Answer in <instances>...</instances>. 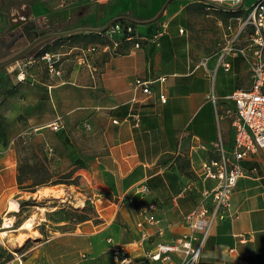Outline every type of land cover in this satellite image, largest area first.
Returning <instances> with one entry per match:
<instances>
[{"label": "crops", "instance_id": "crops-1", "mask_svg": "<svg viewBox=\"0 0 264 264\" xmlns=\"http://www.w3.org/2000/svg\"><path fill=\"white\" fill-rule=\"evenodd\" d=\"M118 9L114 0H0V29L4 31L8 21H34L38 31L50 32L103 27L119 16L135 19ZM165 22V33L153 42ZM176 23L171 27L170 21L135 24V31L146 37L139 48L122 40L114 49L111 39L120 35L110 37V29L66 36L74 41L72 49L81 45L87 50L94 40L101 45L94 57L93 69L98 73L81 86L101 89V102L110 104L109 152L92 167L118 204L102 213L101 222L87 221L52 236L44 244L40 264H119L112 255V244L123 247L121 258L138 264L156 244L171 242L188 231L184 218L199 204L202 165L215 157L213 144L219 137L227 148L231 146L235 105L230 95L250 87L251 71L250 63L240 55L190 49L179 32L183 28L174 29ZM225 62L230 65L228 70L222 66ZM159 76L166 77L165 104L156 98L130 103L135 78ZM56 86L47 85L50 89ZM134 113L140 114L138 123L130 116ZM240 165L245 175L231 197L234 217L213 226L199 264H264V148ZM0 168L2 173L5 168ZM150 204L155 208L149 209ZM2 205L0 197V209ZM145 216L154 217L157 223H148ZM173 259L176 262L177 256ZM143 264L163 263L145 260Z\"/></svg>", "mask_w": 264, "mask_h": 264}, {"label": "rangeland", "instance_id": "rangeland-1", "mask_svg": "<svg viewBox=\"0 0 264 264\" xmlns=\"http://www.w3.org/2000/svg\"><path fill=\"white\" fill-rule=\"evenodd\" d=\"M114 1L120 12L147 20L155 17L167 0ZM253 1L244 0L240 11L232 15L237 7L207 10L202 0H171L157 23L170 21L171 27L176 21L174 29H184L181 35L190 49L220 54L234 42L240 19ZM68 39L45 42L26 58L0 69V165L5 168L0 171V222L8 208L13 210L8 215L14 217L12 228L2 231L8 235L1 237L0 264H40L44 244L52 236L87 221L101 222L102 213L118 204L92 167L109 152L111 136L106 127L110 104L101 102V89L81 86L98 73L93 69L97 63L94 57L101 45L94 40L89 55L81 45L72 49L74 41ZM238 44L246 43L241 37ZM44 47L58 56L60 76L48 74L44 53L39 55ZM20 74L25 77L22 82L17 78ZM50 84L57 86L50 89ZM9 86L13 89L2 95ZM54 122L60 125L59 131L52 130ZM19 168L22 184L17 183ZM31 180L45 182L27 188ZM81 217L86 220L80 221ZM28 219L32 226L20 230Z\"/></svg>", "mask_w": 264, "mask_h": 264}, {"label": "built area", "instance_id": "built-area-1", "mask_svg": "<svg viewBox=\"0 0 264 264\" xmlns=\"http://www.w3.org/2000/svg\"><path fill=\"white\" fill-rule=\"evenodd\" d=\"M244 0H202L209 10L220 4L224 7H238ZM168 24L162 23L161 29L152 37L153 42L165 33ZM109 31V36L118 34L120 38L111 39L112 47L116 49L122 40L133 42L134 48L140 47V42L146 40L141 37L130 23H114ZM179 32L182 34L183 29ZM244 34V37H243ZM243 37L245 45H237ZM87 53L92 51L86 50ZM234 56H242L250 63L251 84L248 89H237L230 99L234 102L235 110L232 115V141L227 148L221 137L213 144L215 157L207 160L201 168L199 181L201 183L200 201L196 209L184 218L188 231L168 243H158L154 250L145 255V260L161 262L163 264H199L205 242L213 226L220 221L232 219L231 197L238 180L245 175L240 161L257 153L264 148V0H255L246 10V16L240 19L239 29L234 42L227 49ZM42 59L46 62V70L50 76H60L61 69L57 66L58 56L44 53ZM228 70L229 63H222ZM18 80L24 81V74H20ZM165 76H159L153 80L135 78L131 91L133 96L130 103H144L156 98L161 104L167 101V93L164 87ZM138 93L142 96L139 98ZM136 123L139 122V113L131 114ZM116 122V121H114ZM61 129L58 122L52 124L53 131ZM189 185L183 191H186ZM154 209V204L148 205ZM148 223H157L152 216H145ZM14 217L7 213L1 218L0 229H11ZM140 226V225H139ZM111 242V240H109ZM111 252L119 264H132L126 257L123 247L118 244L111 245ZM177 261L174 262V257ZM137 264V263H136Z\"/></svg>", "mask_w": 264, "mask_h": 264}, {"label": "water", "instance_id": "water-1", "mask_svg": "<svg viewBox=\"0 0 264 264\" xmlns=\"http://www.w3.org/2000/svg\"><path fill=\"white\" fill-rule=\"evenodd\" d=\"M169 1L170 0H167L159 11V13L151 19L145 21H138L129 17L119 16L112 19L103 27H77L65 31L44 32L37 30L36 23L34 21H27L23 23L20 22L14 24L8 21L6 29L2 33H0V69L5 68L6 66L15 62H18L23 58H26L29 52L39 47L41 44L51 40L63 38L81 32H105L106 30L111 29L112 25L115 22L121 20H126L134 24H148L155 22L161 17ZM242 5L243 1L236 8V10L240 9ZM217 6L225 8L220 4H217Z\"/></svg>", "mask_w": 264, "mask_h": 264}, {"label": "trees", "instance_id": "trees-1", "mask_svg": "<svg viewBox=\"0 0 264 264\" xmlns=\"http://www.w3.org/2000/svg\"><path fill=\"white\" fill-rule=\"evenodd\" d=\"M240 11V9H238V10H236V11H234V12H232V15L233 14H235L236 12H239ZM121 22V21H120ZM122 22H124V21H122ZM133 27L135 26V24H133V23H130ZM70 37H73V35H71V36H69V38ZM61 38H58V39H55L54 41H57V40H60ZM47 46V45H46ZM47 49H48V47H44V48H42L41 49V51H39V55L40 56H42L43 55V53H46L47 52ZM13 89V86H9L8 87V89H6L4 92H1V94L2 95H4V94H6L7 92H9V91H11ZM22 182H24L23 180H22V178L20 177V168H19V175H18V177H17V183L18 184H22ZM45 181H38V182H35V181H33V180H31V183L29 184V185H27L26 187L27 188H32L33 186H36V185H41V184H43ZM84 220H86L84 217H81V219H80V221H84Z\"/></svg>", "mask_w": 264, "mask_h": 264}, {"label": "bare ground", "instance_id": "bare-ground-1", "mask_svg": "<svg viewBox=\"0 0 264 264\" xmlns=\"http://www.w3.org/2000/svg\"><path fill=\"white\" fill-rule=\"evenodd\" d=\"M13 212V210L11 208L7 209V214ZM31 219L26 220L21 226H20V230H24V229H29L32 226L31 223ZM3 230L0 231V241H1V237H6L8 235V232H2ZM3 241V240H2Z\"/></svg>", "mask_w": 264, "mask_h": 264}]
</instances>
